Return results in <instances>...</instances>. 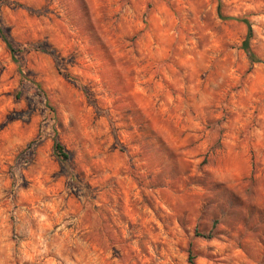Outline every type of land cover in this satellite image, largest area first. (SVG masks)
<instances>
[{"label":"rangeland","instance_id":"374dc122","mask_svg":"<svg viewBox=\"0 0 264 264\" xmlns=\"http://www.w3.org/2000/svg\"><path fill=\"white\" fill-rule=\"evenodd\" d=\"M235 18L264 60V0H0V264H264Z\"/></svg>","mask_w":264,"mask_h":264},{"label":"trees","instance_id":"16d2710c","mask_svg":"<svg viewBox=\"0 0 264 264\" xmlns=\"http://www.w3.org/2000/svg\"><path fill=\"white\" fill-rule=\"evenodd\" d=\"M235 19L242 21L243 23H245V25L247 27L246 35H245L244 40L242 41L241 47H242V49L246 55V58L248 60L250 67L254 63L263 62L264 60L258 58L250 47V41H251L252 35H253V31H252L250 21L247 18H235ZM45 52L47 54H49L51 56V58L54 60L55 64L58 65V58H57V55L55 54L54 50L53 49L46 50ZM53 153L60 160H68L69 159V152L57 140L53 144ZM199 235H201V234H199ZM191 258H192V256H190V259Z\"/></svg>","mask_w":264,"mask_h":264}]
</instances>
